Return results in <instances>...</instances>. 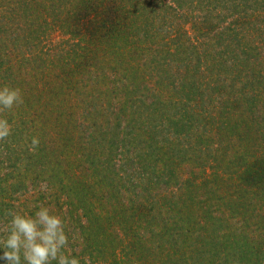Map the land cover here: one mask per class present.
<instances>
[{
	"label": "trees",
	"instance_id": "1",
	"mask_svg": "<svg viewBox=\"0 0 264 264\" xmlns=\"http://www.w3.org/2000/svg\"><path fill=\"white\" fill-rule=\"evenodd\" d=\"M5 84L0 233L45 206L81 264H264V0H0Z\"/></svg>",
	"mask_w": 264,
	"mask_h": 264
},
{
	"label": "clouds",
	"instance_id": "2",
	"mask_svg": "<svg viewBox=\"0 0 264 264\" xmlns=\"http://www.w3.org/2000/svg\"><path fill=\"white\" fill-rule=\"evenodd\" d=\"M24 103L19 87L0 86V114L11 112ZM12 124L0 116V142L12 135ZM40 145L38 137L31 138L28 150L35 152ZM3 231L0 233V261L3 264H81L80 258L66 252L69 237L63 218L40 206L34 216L7 210ZM85 264L87 260L85 259Z\"/></svg>",
	"mask_w": 264,
	"mask_h": 264
}]
</instances>
